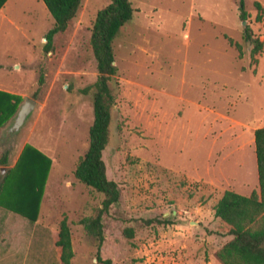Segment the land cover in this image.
Wrapping results in <instances>:
<instances>
[{"label": "rangeland", "instance_id": "rangeland-1", "mask_svg": "<svg viewBox=\"0 0 264 264\" xmlns=\"http://www.w3.org/2000/svg\"><path fill=\"white\" fill-rule=\"evenodd\" d=\"M128 1L131 18L112 40L116 71L102 150L106 177L120 194L101 216L99 245L79 220L93 214L102 193L72 170L92 122L90 29L108 0H81L47 52L43 37L53 19L41 0H18L14 30L1 34L4 79L16 80L21 94L36 101L16 135L42 141L52 162L36 239L27 251L14 243V264H60L54 241L63 217L70 264H101L96 254L113 264H220L215 252L226 225L213 206L225 189L257 187L253 130L264 126V19L254 20L253 1L264 7V0H244L245 20L238 0ZM22 10L36 11L29 32L17 28ZM246 24L263 42L253 56L242 37Z\"/></svg>", "mask_w": 264, "mask_h": 264}, {"label": "trees", "instance_id": "trees-1", "mask_svg": "<svg viewBox=\"0 0 264 264\" xmlns=\"http://www.w3.org/2000/svg\"><path fill=\"white\" fill-rule=\"evenodd\" d=\"M53 19L52 26L44 36L43 51L51 49L53 35L62 32L68 22L75 16L81 0H41ZM1 2V0H0ZM256 10L255 21L264 19V7L253 1ZM132 7L128 0H108L98 9L91 25L89 44L95 61L96 78L91 87L92 122L88 127L87 147L72 170L74 178L102 193L100 204L93 214L83 217L79 222L95 237L99 245L103 239L101 216L108 211L110 205L119 198V188L106 177L102 150L108 141V127L111 119L110 106L113 99L109 82L116 71L113 61L112 40L119 28L132 15ZM244 0H238V17L246 19ZM242 37L251 44L250 55L259 53L263 42L254 36L248 24L244 25ZM230 45L238 48V44L227 38ZM44 75L40 70L37 75V89L43 84ZM21 98L18 95L0 91V128L15 113ZM254 156L257 173V190L249 195H241L232 190H224L213 206V214L226 223L227 234L232 237L216 252L221 264H264V126L253 130ZM50 158L30 144L25 143L14 163L0 180V195L12 189L10 174L14 171V212L35 220L38 204L42 195ZM12 182V180H10ZM28 200V208L24 201ZM22 206V207H21ZM131 236V229H124ZM54 244L59 248L60 264H70L73 255L70 229L63 217L59 220ZM101 264H113L109 259L101 260Z\"/></svg>", "mask_w": 264, "mask_h": 264}, {"label": "crops", "instance_id": "crops-1", "mask_svg": "<svg viewBox=\"0 0 264 264\" xmlns=\"http://www.w3.org/2000/svg\"><path fill=\"white\" fill-rule=\"evenodd\" d=\"M17 2L18 0H1L0 2V49L3 48V43L1 41L2 38L1 34L8 33L14 30V20L11 17L14 14V10L16 9ZM35 16H36L35 10H32V12L28 10L26 11L22 10L20 12V17L17 21L18 23L17 28L22 31V29L25 27L29 32V30H32L34 27ZM31 41H32L31 39L26 38L24 42L26 45H29ZM3 71H4L3 64L0 61V91L18 95L21 98L20 101L21 103L23 99L27 97L21 94V92L19 91L22 87L21 84H19L13 78H8L7 80H5L3 77ZM5 72H7L6 74H9V70L8 71L6 70ZM20 103L18 104V106L20 105ZM14 115L15 113L13 114V116ZM13 116L10 117L8 121L0 128V180L7 172V170L14 165L25 143L32 145L33 147L37 148L39 151H41L43 154L49 157L47 150L44 147L45 144L42 141L35 139L34 137L32 138L31 133L22 134L21 137L22 140H21L16 135L17 134L16 131L9 130ZM51 166H52V162H50L46 174L42 195L40 197L38 204L37 216L40 212L41 205L43 202V197L46 190V186L48 184V178H49ZM10 180H12V182ZM10 180L8 184L11 183V186L13 188L5 192H2L0 195V264H14V251L17 250L16 247H18L17 244L14 243L19 242L18 244H20V246L18 250L23 251L24 248L25 249L27 248L29 243H32L36 239L35 226L38 220L37 216L35 220H29L28 218L11 210L14 209V203L17 204L18 202H22V201L15 200L14 202V171L11 172L10 174ZM256 181H257V173H256ZM255 190H257V187ZM251 191L252 190H250L248 193H242L236 191V193L241 195H249ZM28 202H29L28 200L24 201L26 208H28V204H29ZM225 225H226V229L225 232L222 234V238L224 239L222 245L226 241L230 240L232 237L230 234H227V230L229 226L226 223ZM21 244H25V245L22 246Z\"/></svg>", "mask_w": 264, "mask_h": 264}, {"label": "water", "instance_id": "water-1", "mask_svg": "<svg viewBox=\"0 0 264 264\" xmlns=\"http://www.w3.org/2000/svg\"><path fill=\"white\" fill-rule=\"evenodd\" d=\"M245 21L242 22L244 24ZM113 64V61L111 62ZM35 107V99L32 97H25L23 101L18 106L15 115L12 118L11 125L9 130L18 131V129L22 126L24 121L28 118L30 113L33 111Z\"/></svg>", "mask_w": 264, "mask_h": 264}]
</instances>
